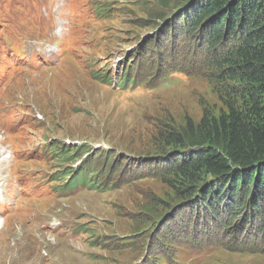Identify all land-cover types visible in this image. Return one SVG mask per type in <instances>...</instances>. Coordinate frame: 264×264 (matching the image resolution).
Returning <instances> with one entry per match:
<instances>
[{
    "label": "rangeland",
    "instance_id": "1",
    "mask_svg": "<svg viewBox=\"0 0 264 264\" xmlns=\"http://www.w3.org/2000/svg\"><path fill=\"white\" fill-rule=\"evenodd\" d=\"M163 12L0 0V264H264V225L195 221L168 171L161 136L247 98L191 38L159 37ZM130 60L138 83L119 88ZM109 155L116 187L62 190L60 176Z\"/></svg>",
    "mask_w": 264,
    "mask_h": 264
},
{
    "label": "trees",
    "instance_id": "2",
    "mask_svg": "<svg viewBox=\"0 0 264 264\" xmlns=\"http://www.w3.org/2000/svg\"><path fill=\"white\" fill-rule=\"evenodd\" d=\"M164 12L159 37L187 36L201 47L211 61L206 66L236 83L231 93L247 98V105L237 104L229 96L227 113L213 116L206 109L195 124L187 121L176 130L161 136L173 148L167 156L168 171L177 178L181 203L189 202L191 212H200L214 223L233 216L227 226L264 225V0H154ZM134 60V58H132ZM124 68L118 87L136 85L129 79L134 63ZM99 79L110 81L108 76ZM56 147V145H54ZM163 150L165 148H162ZM75 153L77 148H71ZM64 152L68 149L64 147ZM99 155V154H98ZM110 155L100 172L93 162L80 170L60 176L64 191L84 183L89 189L111 190ZM108 171V172H107ZM68 186L69 189H66ZM226 223V222H225Z\"/></svg>",
    "mask_w": 264,
    "mask_h": 264
},
{
    "label": "bare ground",
    "instance_id": "3",
    "mask_svg": "<svg viewBox=\"0 0 264 264\" xmlns=\"http://www.w3.org/2000/svg\"><path fill=\"white\" fill-rule=\"evenodd\" d=\"M24 236H26V235H24ZM23 238V237H22ZM32 238V237H31ZM33 239V238H32ZM37 239V238H36ZM33 240H35V238L33 239ZM38 240V239H37ZM29 241H30V239H29ZM29 241H28V244H29ZM36 242V241H35ZM28 246V245H27ZM15 247V246H14ZM51 247V246H50ZM25 250V249H24ZM26 253V251L24 252V254Z\"/></svg>",
    "mask_w": 264,
    "mask_h": 264
},
{
    "label": "clouds",
    "instance_id": "4",
    "mask_svg": "<svg viewBox=\"0 0 264 264\" xmlns=\"http://www.w3.org/2000/svg\"><path fill=\"white\" fill-rule=\"evenodd\" d=\"M125 68V67H124ZM124 70V69H123ZM127 70V69H126ZM123 72V71H122ZM125 72H127V71H125ZM130 76V75H129ZM136 77V76H135ZM130 79V78H129Z\"/></svg>",
    "mask_w": 264,
    "mask_h": 264
}]
</instances>
